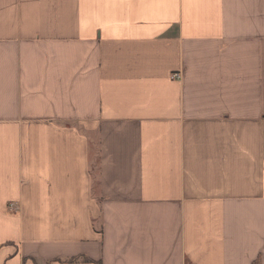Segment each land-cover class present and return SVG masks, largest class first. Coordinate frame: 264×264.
<instances>
[{
  "label": "crops",
  "instance_id": "0c3cea01",
  "mask_svg": "<svg viewBox=\"0 0 264 264\" xmlns=\"http://www.w3.org/2000/svg\"><path fill=\"white\" fill-rule=\"evenodd\" d=\"M0 264H264V0H0Z\"/></svg>",
  "mask_w": 264,
  "mask_h": 264
},
{
  "label": "built area",
  "instance_id": "2783aa9c",
  "mask_svg": "<svg viewBox=\"0 0 264 264\" xmlns=\"http://www.w3.org/2000/svg\"><path fill=\"white\" fill-rule=\"evenodd\" d=\"M174 79H179L180 78V74H176L173 76ZM11 207H13V205H11Z\"/></svg>",
  "mask_w": 264,
  "mask_h": 264
}]
</instances>
